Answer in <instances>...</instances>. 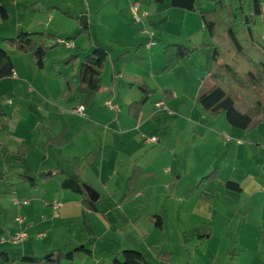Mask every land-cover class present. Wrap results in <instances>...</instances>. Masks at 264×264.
<instances>
[{"label": "crops", "instance_id": "1", "mask_svg": "<svg viewBox=\"0 0 264 264\" xmlns=\"http://www.w3.org/2000/svg\"><path fill=\"white\" fill-rule=\"evenodd\" d=\"M35 1L12 0V4L17 15H23L20 6ZM116 1L127 2L122 8L130 13L134 4L139 5L141 21L138 23H142V26L135 28L117 20L113 24L112 39L136 49L135 54L147 68L142 69L144 71L140 72V77L133 79L138 86L141 82L147 83L157 94L150 98L137 118L128 109L130 119H121L116 114L118 105L114 103L117 90H112L113 84L110 89L105 86V63L102 91H89L81 96L79 77L72 80L75 84L74 95L67 100L77 98L80 103L70 112L67 105H55L48 101L46 87L52 85L54 89V84L50 83L52 81L43 80L41 74L37 73L30 78L29 71L26 73L27 67L18 68L12 59L14 75L0 81V115L4 118L0 127V141L3 144V150H0V239H7L18 230H25L28 238L20 249H13L9 243H0V252L9 255V264H27L21 262L23 257L41 258L54 251L68 253L82 246L92 252V257L81 252L74 261H63L61 264H111L115 254L126 250L143 253L151 264H177L179 259L184 264H195L199 256L211 255L210 249L206 253L204 247L215 238L216 218L219 216L216 185L225 198L228 212L234 214L233 223L238 217L241 227L240 235L236 239L232 237L231 240L234 241L230 247L231 250L237 249L239 253L232 251L224 264H242L237 257L245 250L257 252L255 256L251 255L246 264H264V244L261 243L264 238V123L248 132L231 127L222 117L210 118L203 112H198L195 118L189 115L183 123L192 152L198 148L205 149L204 145L210 143L211 146L221 147L220 153H224V156L221 155L225 159L224 163L214 169H218V179L197 185L195 191H190V195L184 197H177L178 186L166 185L167 190L175 189L170 194L165 192L166 210L152 211L146 207L152 191L158 188L160 171L165 170L171 174L176 184L181 176L173 171L175 161L165 167L170 160L166 154L170 153L171 148L175 150L171 137H167L165 142L164 139H158L159 143H152L151 139L144 141L143 136L136 134L137 129L134 131L130 127L135 125L138 128L153 119L158 114L157 110H153L156 106L167 108L170 113L175 112L176 109H172L170 105L176 97L169 103L164 102L163 95L154 100L160 94L158 85L163 75L172 79L169 91L193 90L198 94L211 69L212 41L204 32L198 14L172 8L171 0H164L163 4H157L155 0ZM195 3L198 12L214 8L213 0H195ZM57 10L58 12H50V20L53 21L57 13H62L59 8ZM86 23L88 24V20ZM19 27L24 29V23ZM25 30L37 32L34 28ZM89 30L91 32L90 28ZM88 41L84 55H75L81 62L95 47H102L107 51L92 35ZM71 44L76 49V45ZM179 44L191 50L198 49L191 58L182 60L174 72L161 73L165 68L164 48ZM142 52L148 55L144 56ZM76 68L77 65L73 64L74 72ZM121 74L120 72L118 78H121ZM65 75L71 78L69 74ZM115 78L116 72L113 71V83ZM25 84H28L30 93L37 92L47 100L38 104L35 111H30L32 122L29 128L20 127V123L15 124L13 120L15 114L22 111L20 102L25 100L26 95L24 93L22 97L21 90H25ZM129 84L133 86L130 81ZM66 88L67 84L65 88L59 84L54 90L64 92ZM161 90L165 91L164 88ZM63 92L60 94L61 99H64ZM140 93L142 96L141 91ZM138 101L128 103L129 107ZM80 105L85 107V119H80L73 113ZM176 111L179 112V109ZM175 122L179 124L178 121L172 123ZM159 123L165 132L168 128L171 129L170 124L166 127V122ZM221 132L224 135L220 141ZM61 133H64L66 143H52V139ZM169 133L168 136H172L173 130ZM163 142L162 148L154 145H162ZM22 147L28 149V154L23 159L18 155ZM6 152L10 155H4ZM219 158L220 156L217 158L218 162ZM134 166L140 167L145 177L139 182L136 194L120 204L122 196L127 193L128 180ZM62 172L82 179L100 194L98 212L87 209L81 195L61 187L64 180ZM22 176L33 179L35 187L23 181ZM199 181H194L193 186ZM229 181L239 184L242 192L226 189L225 183ZM202 192L215 196L212 205L199 198ZM55 204L60 206L56 209ZM169 205L171 209H168ZM160 214L165 221L163 230L156 227L153 218ZM18 217L25 219L23 225L16 221ZM209 224H212L211 238L200 240L198 230ZM227 226L229 227L223 232L224 238L221 239H228L229 234L233 235L231 225ZM252 228L257 229L254 238L250 232ZM175 245L179 247L176 250ZM180 246L183 248L181 252ZM164 253L171 254V261L163 260Z\"/></svg>", "mask_w": 264, "mask_h": 264}, {"label": "trees", "instance_id": "2", "mask_svg": "<svg viewBox=\"0 0 264 264\" xmlns=\"http://www.w3.org/2000/svg\"><path fill=\"white\" fill-rule=\"evenodd\" d=\"M29 1V0H17ZM150 1V0H142ZM157 4H163L164 0H155ZM214 8L209 11L198 12L195 0H171V7L190 13H199L203 30L212 41V65L206 79L197 94L196 100L202 112L212 118L225 115L229 125L233 128L252 132L264 123V1L261 0H213ZM10 11L0 0V19L7 21ZM87 35L91 38L89 26L86 23L80 28L78 37ZM75 38V39H76ZM64 39L58 38L47 32H27L20 27L13 38L4 39L3 42L11 50L18 51L24 55H30L36 62L39 70L45 69V61L50 51L60 45ZM188 49L183 45H169L164 48L163 56L165 68L161 73L174 72L184 59L191 58L197 50ZM109 58L108 52L102 47H95L82 61L79 67V85L81 96L89 91L100 92L103 89L102 75L104 66ZM78 56H73L68 66L77 65ZM14 75V63L8 52L0 49V81ZM67 88L62 97L69 99L74 95L75 84L67 76H64ZM142 97L140 101L130 105V114L137 118L142 108L157 94L155 89L147 83L139 84ZM165 103L174 99V93L166 90L162 93ZM64 133L52 139V143L64 145ZM61 143H58V140ZM0 150L3 144L0 141ZM28 154L27 148H20L18 155L25 158ZM4 155H10L6 152ZM218 169L204 176L199 181V186L218 179ZM64 180L61 187L82 196V201L87 209L98 212V202H92L85 190L82 179L62 172ZM145 177L143 170L134 166L133 172L128 180L127 193L122 196L120 204L136 194L139 182ZM23 181L35 187L34 180L21 177ZM89 186V185H88ZM225 187L236 193L242 189L235 182H226ZM202 201L212 205L215 201L213 194L202 192L199 195ZM156 227L163 230L165 221L162 214L153 216ZM212 236V224L198 230L200 240L210 239ZM85 253L92 257V252L85 247H79L68 253L54 251L44 257H23L21 262L27 264H61L63 261H74L78 253ZM1 264H9V255L0 252ZM163 260L171 261L172 256L164 253ZM111 264H151L146 256L136 250H126L114 255Z\"/></svg>", "mask_w": 264, "mask_h": 264}, {"label": "rangeland", "instance_id": "3", "mask_svg": "<svg viewBox=\"0 0 264 264\" xmlns=\"http://www.w3.org/2000/svg\"><path fill=\"white\" fill-rule=\"evenodd\" d=\"M35 2L32 4L25 3L20 6L23 10V15H17L13 7L12 0H5L3 2V4L10 11V17L6 22L0 19V49H3L10 54L18 68L21 69V67L26 66V73L29 71L30 78H33L35 73L41 74L43 80L52 81L49 82L54 84V89H56L59 84L62 85V88H65L66 82L63 80L64 75L69 74L72 78H70L71 80H77L79 77V67L82 63L81 61L78 62L77 68L74 72L73 64L68 66L67 62L77 54L84 55V49L88 47L87 45L89 44V36L87 35H81L76 38L81 28L80 20L83 16H86L88 26L91 29V35L94 40L100 45L105 46L109 52L110 58H108L109 60L106 62L105 86L110 89L111 84H113L112 90H117V99L114 101V103L118 105V112H116V114H118L121 119H130L127 114L129 109L128 103L138 101L142 97L139 91L140 88L136 85L133 78L140 77V72L146 70L147 65L141 64L143 61L138 59L135 54L137 51L132 45H128L127 43L123 44L122 41L116 43L112 39L113 24H116L117 20L124 24L133 25L135 28L142 26V23H136L132 19L131 13L128 10H123L122 6H126L127 2L119 3L116 0H36ZM57 8H59L62 13H57V17L52 21L50 20V12H58ZM195 14H198L199 16V13ZM23 23L24 29L34 28L36 29L34 31L47 32L57 36L58 38L64 39L62 44L50 51L45 61V71L37 68L36 62L30 57V55L25 57L24 54L11 50L3 42L4 39L13 38L16 35L19 25H22ZM24 29L22 30L24 31ZM71 43L76 45V49H73V45ZM142 55L146 56L148 54L142 52ZM113 71L116 72L115 83H113L111 79ZM119 71L122 73L121 78H118L120 74ZM159 80L160 84L158 87H160V94L155 97L154 100L162 96V88L166 91L170 89L169 86L173 83L172 79H170L168 75H163V77ZM129 81L130 83L132 82L133 86L129 84ZM28 87V84H25V90H21V96L23 97L24 93L26 95V98H24L25 100L20 102L22 104V111L15 114L13 118L15 124L19 122L20 127L23 128H29L31 125L32 116L30 111H35L34 109L37 108L38 104L47 102L45 96L44 99L39 96L37 92L30 93ZM46 88L49 93L47 98L48 101L55 105H67V109L70 112L80 103L77 98L71 100L61 99L60 94L63 90H54L52 85L47 86ZM37 90L39 91V88H37ZM172 92L175 93L174 98H176L171 102L170 106L172 109H179V112L175 110V112L170 113L169 109L156 106L157 108L154 107L153 110H157L158 114L153 119L146 121L138 128H136L135 125L134 127H130L133 128L134 131L137 129L136 134H138V136H143L144 141L157 138L164 139L165 142L167 137H171V143L175 147V150L174 148H171L169 151L170 153L166 154V156H169L170 160L166 163L165 167L175 161V166L172 165L173 171L174 173L179 174L181 178L176 184L175 180H172L171 177L173 176L171 174L166 173L165 170L163 172L160 171L159 179L157 181L158 188L152 191L150 199L147 201L149 205H146V207L152 211L166 210L167 205L165 203V192L168 191L170 194L175 191L174 188L167 190L166 185L174 184L175 187L178 186V190L176 191L177 197H184L187 194L190 195V191H195L197 185L199 184L197 183L196 186H193L194 181H199L200 178L206 176L217 166L223 164L225 160L224 157L221 158V155L224 156V153H220L221 147L211 146L210 143L204 145L208 152L205 149L200 150L199 148L192 152L189 147L191 144H188L189 135H187L183 120L185 121V118H188L189 115L191 118H195L198 112H202L196 100L197 94H195L193 90H191V92H186L185 90H172ZM14 101L15 103H18V100L14 99ZM152 104L154 105L155 103L153 102ZM13 107H15V105L11 106V108ZM76 116L80 119H85L81 116ZM221 117L223 120H226L225 115H222ZM173 121H178L179 124L176 122L174 124L172 123ZM159 122H166V127L170 124L169 126H171V129L166 128L167 130L165 132L164 129L160 128ZM3 123L4 118L0 115V127ZM170 130H173L172 136H168ZM222 133L223 132L219 135L220 141L224 135ZM164 142L162 145H154H157V148H162L164 146ZM219 156L220 158L218 162L217 158ZM215 162L216 164L212 166ZM210 167L212 168L208 171ZM215 188L217 191L215 194L218 199L216 207L219 212V216L216 218L215 238L208 246L206 245V247H204L206 253L208 252V249H210L209 252L211 255L206 257L199 256L195 264H224L228 261L229 254L232 253V251L239 253L237 249H230L234 241L231 240L232 237L236 239L241 232L239 219L236 217L234 220L235 222L233 223L234 214L228 212L226 207L227 203L221 193L220 187L215 185ZM168 209H171L170 205L168 206ZM227 225H231V234L233 235L229 234L228 239H221L222 237L224 238L223 232H225L227 227H229ZM256 230L257 229L255 228L250 229L253 238L254 233H257ZM261 243L264 244V238H262ZM23 244L13 246L12 248L20 249ZM177 248L179 247L175 245L174 249L176 250ZM182 250L183 248H181L179 252ZM255 254H257V252L250 253V251L245 250V252L237 258L240 263L246 264L249 262L251 255L255 256ZM177 264H184V262L179 259Z\"/></svg>", "mask_w": 264, "mask_h": 264}, {"label": "built area", "instance_id": "4", "mask_svg": "<svg viewBox=\"0 0 264 264\" xmlns=\"http://www.w3.org/2000/svg\"><path fill=\"white\" fill-rule=\"evenodd\" d=\"M131 14L133 19L135 20V22H140L141 21V17L139 16V5L138 4H134L131 8ZM60 43L62 44L63 41H60ZM151 45H154V43H152ZM111 108H114L111 106V104H108ZM73 112L81 117H86V113H85V107L83 105H80L78 108L74 109ZM152 143H156L158 142L157 138H152L150 140ZM58 206H60L59 204H55V208L57 209ZM16 221L18 222V224L23 225L25 223V219L23 217H18L16 219ZM28 238V234L25 232V230H18L16 231L14 234H12L10 237H8L7 239L5 237L0 239V243L1 244H5V243H9L12 246H18L23 244Z\"/></svg>", "mask_w": 264, "mask_h": 264}, {"label": "water", "instance_id": "5", "mask_svg": "<svg viewBox=\"0 0 264 264\" xmlns=\"http://www.w3.org/2000/svg\"><path fill=\"white\" fill-rule=\"evenodd\" d=\"M86 22H87V18H86V16L85 17L83 16L81 18V20H80V25L83 26V25H85ZM84 188H85V190L87 192V195H88L89 199L92 202H95L96 203V202L99 201L100 194L96 190H94L91 186H88V185H85Z\"/></svg>", "mask_w": 264, "mask_h": 264}]
</instances>
